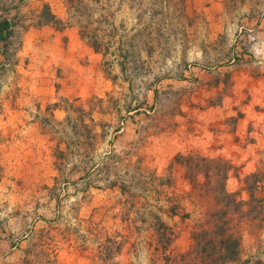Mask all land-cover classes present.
<instances>
[{
    "label": "rangeland",
    "instance_id": "rangeland-1",
    "mask_svg": "<svg viewBox=\"0 0 264 264\" xmlns=\"http://www.w3.org/2000/svg\"><path fill=\"white\" fill-rule=\"evenodd\" d=\"M3 18L0 264H264V0Z\"/></svg>",
    "mask_w": 264,
    "mask_h": 264
},
{
    "label": "trees",
    "instance_id": "trees-1",
    "mask_svg": "<svg viewBox=\"0 0 264 264\" xmlns=\"http://www.w3.org/2000/svg\"><path fill=\"white\" fill-rule=\"evenodd\" d=\"M36 17H37L36 25L52 24V25H55V27L57 28H62L65 25V24L64 25L61 24V20L54 16V14L49 10V7L46 4L42 6V9L38 12ZM10 33H11L10 22L5 18L1 19L0 20V41H5ZM94 37L95 38L92 40V42H90V46L94 50L100 49V45L97 40V35L95 36L94 34ZM256 264H262V263L256 262Z\"/></svg>",
    "mask_w": 264,
    "mask_h": 264
},
{
    "label": "crops",
    "instance_id": "crops-1",
    "mask_svg": "<svg viewBox=\"0 0 264 264\" xmlns=\"http://www.w3.org/2000/svg\"><path fill=\"white\" fill-rule=\"evenodd\" d=\"M20 140L13 134H6V139L3 140L4 142L2 141L3 143L0 146V154L9 158L12 153H20L23 150V142Z\"/></svg>",
    "mask_w": 264,
    "mask_h": 264
}]
</instances>
